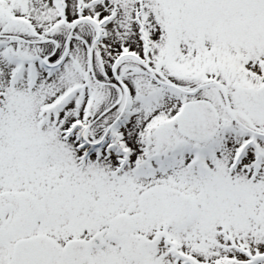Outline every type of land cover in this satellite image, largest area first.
I'll return each instance as SVG.
<instances>
[{
    "label": "snow or ice",
    "instance_id": "6c2138e0",
    "mask_svg": "<svg viewBox=\"0 0 264 264\" xmlns=\"http://www.w3.org/2000/svg\"><path fill=\"white\" fill-rule=\"evenodd\" d=\"M0 264H264V0H0Z\"/></svg>",
    "mask_w": 264,
    "mask_h": 264
}]
</instances>
